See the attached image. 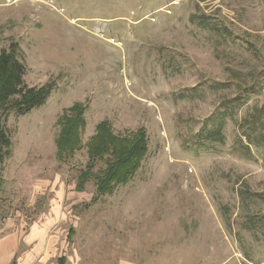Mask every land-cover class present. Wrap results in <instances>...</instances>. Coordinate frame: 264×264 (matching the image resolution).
I'll return each instance as SVG.
<instances>
[{"label":"rangeland","instance_id":"rangeland-1","mask_svg":"<svg viewBox=\"0 0 264 264\" xmlns=\"http://www.w3.org/2000/svg\"><path fill=\"white\" fill-rule=\"evenodd\" d=\"M11 42L24 83L54 88L5 121L9 264H264V131L254 145L243 129L264 118V0H0V51ZM74 103L82 149L59 162L56 121ZM103 120L143 129L147 154L86 207L94 184H75ZM220 120L223 141L204 140Z\"/></svg>","mask_w":264,"mask_h":264},{"label":"trees","instance_id":"trees-1","mask_svg":"<svg viewBox=\"0 0 264 264\" xmlns=\"http://www.w3.org/2000/svg\"><path fill=\"white\" fill-rule=\"evenodd\" d=\"M18 54L19 49L15 42H11L7 49L0 51V185L2 165L10 156L11 147V140L5 128L7 116L11 113L25 116L44 106L54 88L53 83L28 87L23 79L25 66ZM251 93L255 92L251 91ZM229 108H226L228 114L221 116L230 117L233 104ZM85 109V104L74 103L65 109L56 121L58 133L54 143L59 162L66 161L82 149L81 133L85 129ZM262 109L263 106L245 120L243 125L244 136L254 145L257 144L252 135L264 131V118L258 115L262 113ZM222 125L224 121L220 120L216 128L208 131L204 140L221 143L224 139ZM84 146L88 161L78 175L75 190L83 192L87 183L93 182L94 193L85 205L88 207L104 196L113 194L116 188L127 185L133 179L147 154L148 140L143 129L125 135L114 134L110 123L103 120L95 126L94 134ZM98 165L100 167L95 171Z\"/></svg>","mask_w":264,"mask_h":264},{"label":"crops","instance_id":"crops-1","mask_svg":"<svg viewBox=\"0 0 264 264\" xmlns=\"http://www.w3.org/2000/svg\"><path fill=\"white\" fill-rule=\"evenodd\" d=\"M17 240L15 237L0 239V264L13 262ZM30 256H32L30 254Z\"/></svg>","mask_w":264,"mask_h":264}]
</instances>
